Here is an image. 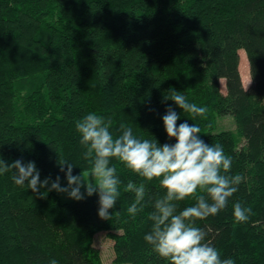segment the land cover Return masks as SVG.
<instances>
[{"label":"trees","instance_id":"trees-1","mask_svg":"<svg viewBox=\"0 0 264 264\" xmlns=\"http://www.w3.org/2000/svg\"><path fill=\"white\" fill-rule=\"evenodd\" d=\"M172 90L206 106V116L164 101ZM169 105L178 124H197L205 142L223 146L232 158L227 175L243 177L227 207L196 226L222 260L264 264V0H0V158L9 164L35 161L41 180L65 177L60 160L74 164L73 174L90 170L75 127L89 113L110 120L114 135L124 123L141 139L174 143L162 120ZM228 115L235 129L215 132ZM111 163L121 180L111 220L98 215V193L41 197L14 183V169L0 174V264H102L100 231L114 240L117 264H168L144 240L153 200L166 190ZM129 182L148 192L135 217L127 212L135 202L124 190ZM236 202L252 208L247 223L235 222ZM177 203L179 211L196 200Z\"/></svg>","mask_w":264,"mask_h":264},{"label":"clouds","instance_id":"clouds-1","mask_svg":"<svg viewBox=\"0 0 264 264\" xmlns=\"http://www.w3.org/2000/svg\"><path fill=\"white\" fill-rule=\"evenodd\" d=\"M169 99L193 116L205 117L207 114L206 106L190 103L176 90L164 97V101ZM162 120L169 140L174 138V143L141 139L124 123L119 125L120 134L114 135L110 120L96 113L86 114L76 121L75 127L81 136V145L86 148L83 156L90 162L91 171L87 175L84 170L74 175V164L60 160V171L65 172L67 179L66 187L61 186L60 176L55 180L51 177L41 180L35 161L25 163L23 159H16L9 164L0 158V174L14 169V183L27 184L41 197L55 190L79 201L98 193V215L101 219L111 220L113 213L110 210L115 208L121 194V180L111 161L119 160L147 181L158 179L160 187L166 190L165 195L153 200L154 210L148 217L153 222L152 228L144 236L155 253L168 264H235L232 258L221 259L219 251L206 242L207 233L196 226V221L215 216L225 209L243 177L227 175L232 169V158L225 154L223 146L205 142L197 124H189L187 120L178 124L180 114L173 106L167 107ZM41 188L46 191L40 192ZM198 189L206 195H197ZM124 190L135 194V202L127 209L135 217L143 211V202L148 196L146 187L143 183L137 186L129 182ZM189 197H194L196 203L178 211L177 202ZM233 209L236 223H247L253 214L251 207L240 202L234 203ZM49 264L58 262L51 259Z\"/></svg>","mask_w":264,"mask_h":264},{"label":"rangeland","instance_id":"rangeland-1","mask_svg":"<svg viewBox=\"0 0 264 264\" xmlns=\"http://www.w3.org/2000/svg\"><path fill=\"white\" fill-rule=\"evenodd\" d=\"M240 53V64H239V69H240V73L242 76V80H243V84L244 86L247 88L249 87V85L252 82L251 79V73H250V65H249V60L246 54V51L244 49H241L239 51ZM221 90L223 93L227 92L226 89V80L222 79L221 80ZM235 121H234V117L232 115H228V116H223V117H218V123L216 126V129L214 130L219 131L222 129H235ZM90 170H85V174L87 175L88 173H90ZM76 173V174H80ZM74 174V175H76ZM55 180V179H54ZM61 186L62 187H66L67 186V179L66 176L62 177L60 180ZM51 186V183H49V186ZM42 190L46 191L45 188H41ZM54 192H56L63 201H71V200H75L72 198H69V196L65 193H58L55 190H52ZM82 191H84V189H82ZM94 245L96 247L99 248L100 253H101V258H102V264H117L114 262L115 259V250H114V240H112L106 231H100L98 233L95 234L94 236Z\"/></svg>","mask_w":264,"mask_h":264}]
</instances>
